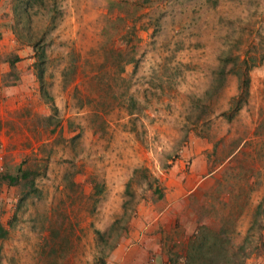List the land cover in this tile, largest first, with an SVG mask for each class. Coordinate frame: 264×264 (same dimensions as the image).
Listing matches in <instances>:
<instances>
[{"label": "rangeland", "instance_id": "rangeland-1", "mask_svg": "<svg viewBox=\"0 0 264 264\" xmlns=\"http://www.w3.org/2000/svg\"><path fill=\"white\" fill-rule=\"evenodd\" d=\"M25 6L16 14L0 0V174L30 171L18 183L0 176V264H208L186 260L202 222L226 225L231 239L228 261L209 264H264V201L249 230L250 200L264 187V0ZM25 30L45 49L43 81ZM198 67L209 69L200 94L189 90ZM246 73L250 94L229 117ZM197 145L220 169L179 200L177 217L153 221L144 207L180 197L173 164Z\"/></svg>", "mask_w": 264, "mask_h": 264}, {"label": "trees", "instance_id": "trees-1", "mask_svg": "<svg viewBox=\"0 0 264 264\" xmlns=\"http://www.w3.org/2000/svg\"><path fill=\"white\" fill-rule=\"evenodd\" d=\"M30 0H12V7L16 14H19L20 12H26V3ZM24 36L26 39L33 43V49L37 52V60L35 61L36 67L38 69V76L43 81V71H44V60L46 57V52L44 47H38V42L40 41L39 35H35L33 32L29 30H25ZM18 56H13L10 61L11 68L13 72L16 74L17 72V60ZM250 77L248 73L245 75H242L240 78V91L237 95H235L232 99V103L230 108L225 111L224 113L227 114L229 117H232L233 114L238 111L244 104L245 101H247L248 96L250 94ZM42 95L49 99V101L52 103L54 110H58V105L55 102V99L53 95L42 85ZM264 131V118L259 123L257 130ZM140 171H144L146 173L147 169L142 167H136L134 172L139 173ZM30 175V171L28 169H24L21 165H19L18 169L16 171L7 170L0 174L2 178L7 180L9 183H18L21 181L22 178H28ZM146 176H150L149 174H146ZM149 186L153 189V192L158 197L164 196V190L163 188L157 183L156 178L151 179L148 182ZM263 209V202H260L257 206L256 215L254 218V221L252 225L250 226L249 230H252V228L258 223V215L261 213ZM126 214V209H125ZM122 221V218H116L111 226V229H114L118 223ZM227 227L226 225L222 224L219 228H214L209 226L208 223L202 222L199 224L196 232L193 234V236L190 237L189 240V250L186 255V260L191 261V263L195 261H201L204 263H216L218 261H228L229 257V248L228 243L231 241L228 233H227ZM4 232L3 228L0 226V234ZM97 234L102 236L103 232L100 229H96ZM260 245L264 247V237L261 235ZM246 243H243L240 245V249L244 252L243 256L244 258L248 257V251L246 249ZM237 255V254H235ZM105 260L104 258H101L100 264H104Z\"/></svg>", "mask_w": 264, "mask_h": 264}, {"label": "crops", "instance_id": "crops-1", "mask_svg": "<svg viewBox=\"0 0 264 264\" xmlns=\"http://www.w3.org/2000/svg\"><path fill=\"white\" fill-rule=\"evenodd\" d=\"M1 10H0V21L4 23V19L1 18ZM6 22V21H5ZM6 24V23H5ZM205 60V57H200L198 59L199 62ZM1 64V61H0ZM2 66V64H1ZM191 76L192 84L189 85L190 91H195L203 93L205 90L209 88V69L203 67H198L197 70L192 71ZM204 148V150H203ZM188 153L193 155H181L175 163L173 164L172 173H175L171 180L174 181V189L178 192L177 199L168 201L165 205L156 200L155 203L145 206L144 212L148 214V217H152L153 221H163L167 220V217H177L180 214V210L182 207L180 203V199L185 197L188 193L195 191L205 180H209V176L214 174L218 169H220L222 164H214L211 157V149L209 151L206 147L195 146L194 148L191 147ZM187 153V154H188ZM234 153L228 155L226 160L230 159ZM192 158L191 168L188 172L183 171V162L186 158ZM260 195H259V193ZM263 197V198H262ZM264 201V187L260 184L259 188L255 190L253 197L250 200L249 206L257 207L260 202ZM182 203V201H181ZM141 205L139 204V207ZM143 206V205H142ZM139 209L140 212H142ZM190 227V226H189ZM189 230V229H187ZM137 248V246L135 247Z\"/></svg>", "mask_w": 264, "mask_h": 264}]
</instances>
